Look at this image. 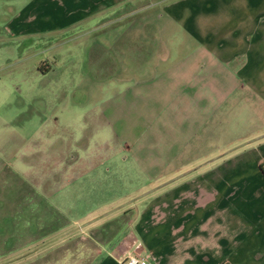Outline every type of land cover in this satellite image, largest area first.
<instances>
[{
    "label": "crops",
    "instance_id": "0c3cea01",
    "mask_svg": "<svg viewBox=\"0 0 264 264\" xmlns=\"http://www.w3.org/2000/svg\"><path fill=\"white\" fill-rule=\"evenodd\" d=\"M132 11L145 16L134 31L138 46L128 51L122 43L117 53L105 47L101 61L114 54L119 70L118 62L132 57L134 90L139 106L144 103L134 111L138 116L148 101L165 102L146 115L154 138L142 141L147 131L135 130L138 136L126 145L134 157H124L113 178L102 172L104 143L102 157L92 163L70 159L68 165L86 166L85 176L69 178L70 188L123 198L154 187L137 199L131 221L122 226L134 237L124 244L122 259L135 241L147 264H264V0H0V103L11 91L14 66L27 68L15 61L54 40L47 37L64 35H44L45 23L52 22V30L62 19L114 24ZM41 68L34 66L33 75ZM122 259L107 250L84 264Z\"/></svg>",
    "mask_w": 264,
    "mask_h": 264
},
{
    "label": "rangeland",
    "instance_id": "374dc122",
    "mask_svg": "<svg viewBox=\"0 0 264 264\" xmlns=\"http://www.w3.org/2000/svg\"><path fill=\"white\" fill-rule=\"evenodd\" d=\"M144 18V14L132 11L114 24L80 21L71 25L62 19L55 23L60 27L56 30L47 22L44 35H54L57 30L64 35L47 37L54 40L15 61L27 68L14 66L13 81L7 83L11 91L0 103V264H84L87 258L107 250L122 259L124 244L131 245L134 237L122 226L131 221L137 199L154 187L123 198L85 196V191L74 192L76 186L70 188L69 178L85 176L86 166L68 162L86 157L87 163L98 160L104 143L108 157L102 172L105 178H113L118 163L124 157H134L126 145L138 136L135 130L147 131L142 133V141L154 138L148 133L146 115L152 106L161 110L165 102L155 98L148 101L147 111L138 116L134 111L144 103L139 106L138 90H134L132 57L125 64L118 62L119 70L117 60L112 62V58L118 59L116 55L107 52L101 61L105 47L117 53L122 43L128 51L138 46L134 31ZM118 25L122 27L116 29ZM120 29L130 30L132 35L121 37ZM36 65L44 71L34 76ZM119 72L128 75L121 80ZM110 75L114 80H109ZM1 96L4 93L0 90ZM160 112L165 121L164 110ZM184 156V151L179 152V158ZM58 159L62 165L53 164ZM46 193L54 195L48 197ZM55 237V241L42 245Z\"/></svg>",
    "mask_w": 264,
    "mask_h": 264
},
{
    "label": "built area",
    "instance_id": "2783aa9c",
    "mask_svg": "<svg viewBox=\"0 0 264 264\" xmlns=\"http://www.w3.org/2000/svg\"><path fill=\"white\" fill-rule=\"evenodd\" d=\"M140 249V242L134 241V250L130 253H127L122 262L124 264H147V254L141 253Z\"/></svg>",
    "mask_w": 264,
    "mask_h": 264
},
{
    "label": "water",
    "instance_id": "95a60500",
    "mask_svg": "<svg viewBox=\"0 0 264 264\" xmlns=\"http://www.w3.org/2000/svg\"><path fill=\"white\" fill-rule=\"evenodd\" d=\"M53 240H54V239H52V240H50V241H47V242L43 243L42 245H45V244H47V243H49V242H51V241H53ZM36 249H37V248H35V249H33V250H30V251H28V252H26V253H23V254H21V255L15 257V258H13V259H11V260H14V259H17V258H19V257H22V256H24V255H26V254H28V253H31L32 251H35ZM11 260H9V261H11ZM9 261H6V262H9Z\"/></svg>",
    "mask_w": 264,
    "mask_h": 264
}]
</instances>
